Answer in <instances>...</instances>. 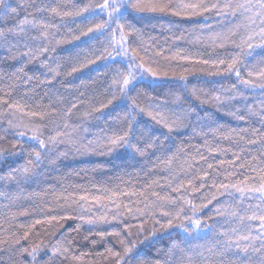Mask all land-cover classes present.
Returning <instances> with one entry per match:
<instances>
[{"label": "snow or ice", "instance_id": "obj_1", "mask_svg": "<svg viewBox=\"0 0 264 264\" xmlns=\"http://www.w3.org/2000/svg\"><path fill=\"white\" fill-rule=\"evenodd\" d=\"M21 11L25 12L22 19L19 18ZM45 13L47 15H44ZM144 13L170 14L188 19L203 16L206 20L209 19V15L206 14H211L221 17V22L226 21L228 17L243 16L247 23L243 25L245 35L240 37L239 42L233 37L237 35L241 25L228 28L226 31L212 32L206 39L197 37L195 41L204 43L213 50L226 48L229 45L239 49L237 52L228 53L227 59L194 58L187 53L181 55L179 51L166 56L163 49L155 51L154 55L167 61L183 60L192 65H208L214 69L209 75L234 74L244 89H251L253 92L260 89L264 94V66L257 71L249 70L247 78L241 74V68L238 67V65L247 67L250 63L247 58L251 57L257 48L264 49V0H97L96 3L74 4L71 9L58 3H48L46 0H16L15 5L11 0H0V17L15 21L6 28H0V48L8 53L4 59L19 62L14 71L7 76L9 82L6 89L0 88V92L4 93L0 96V124H7L6 128L0 130V141L5 140L8 134L21 138L13 140L10 149L0 147V159L21 154H26L28 157L23 165L13 168L5 176H0V180L14 181L19 185L39 175L37 169L41 164L47 162L55 165L60 157L67 155V151L57 150L58 145L61 144L70 145L76 152L99 150L101 155H110L119 148H125L142 158H147L151 150V154L156 157L152 162V170L162 165L160 171L167 173L164 184L152 178L139 191L134 188L119 189L118 187L111 190V194L106 197L76 196L71 193L54 194L52 202L41 211L55 214H46L43 219H35L27 226L19 225L18 227L25 229L22 234L11 231L7 236L0 238V264H72V262L84 264V258L89 253L80 251L77 254L76 238L71 235L72 232L79 233L82 226L80 223L49 244H45L42 240L40 242L29 240L37 225L45 226L44 230L48 231L62 228L64 226L62 222L70 220H78L92 226L112 222L121 225L120 228L111 231L90 229L83 237L86 241L92 235L99 236L102 240L109 236L114 237L119 248L106 246L103 253H96L110 264H134V262L137 264H264V99H261L259 108L245 104L244 110L247 115L241 114L240 108L231 112L235 119L244 121L249 125L248 127L231 129L224 133H220L218 129L214 130V135L229 140L235 145L236 150L212 146L205 139L203 147L210 154L224 155L229 151L232 152L233 159H221L219 166L209 162L199 146H192L195 152L191 154L181 146L175 153L164 158V141L169 138L167 135L161 139L160 136L142 131L136 138L138 142L134 143V125L140 114L149 117L169 134L184 127L186 120L190 122L196 119L199 123L200 119L195 108L180 107L183 103L180 94H176L171 101L172 104L177 105L175 109L164 107L168 103L167 100L141 104L137 96L130 95L135 91V82L138 79H146L144 73L153 80L167 78L171 73L173 78L185 81L184 86L187 88L185 73L192 71L186 67L177 75L175 68L170 65L162 66L159 61L152 59L148 55L147 48L142 49L129 42L131 36L142 40L141 30L135 27L130 17L133 14ZM78 17H83L79 23L87 26L81 29L79 35H73L72 40L88 36L90 43L105 37V42L102 49L95 52L94 58L83 60L77 58L71 64L70 70L61 72L59 63L55 67L50 63L53 59L51 54L56 52L60 44L69 40L67 37L57 38V32L68 18L76 22ZM55 18H59L61 24L54 23ZM97 18H99L98 22H96ZM53 29L56 31H52ZM177 39H183V36ZM117 58L120 60L118 61ZM97 60L108 61L109 64L106 66L126 61V69H116L111 82V98L99 107L93 106L91 111H85L83 115L85 118L99 119L93 117V113L102 112L116 100L129 101L128 111L123 117L126 127L119 132L96 136L85 144L83 136H73V132L80 126L72 125L69 121L73 109L78 106L76 102L65 106L63 110L37 103L36 108L40 110H33L22 105L20 101L11 99L12 91L22 83L28 84L37 80L39 84L51 85L57 77L71 76L88 65L95 64ZM35 62H39L40 68L47 69L43 79L26 71L28 65ZM253 77L255 80L252 79ZM3 79L5 77L0 74V80ZM32 91L34 92L35 88ZM227 91L231 94L219 92L209 96L207 93L202 95L201 90L193 88L191 95L201 105L214 103L217 111L222 104L237 99H247L245 92L236 85H232ZM24 117L29 118L27 122ZM253 117L258 120L259 127L252 126ZM35 119L40 121L48 119L53 125L46 138L43 129L47 125L35 123ZM84 131L87 132V129L85 128ZM25 137L28 141L35 142L40 150L45 151L38 150L34 145L25 147ZM157 151L160 155H156ZM180 153H184L185 159L179 168H175L173 162L180 159ZM243 153H248L250 159ZM225 164L228 167L221 171L220 166ZM237 169L244 171L238 174ZM237 175L240 178H236ZM221 176L223 179H220ZM157 187H166L177 195L173 197L169 192L162 194L155 190ZM204 189L207 191H203ZM103 191L109 190L105 188ZM0 196L10 200L20 198L19 196L9 198L3 192H0ZM122 196H136L142 199L125 203L120 199ZM221 197L225 199L221 200ZM89 201L92 202L91 206ZM141 204L143 207L140 206ZM95 205L106 211L92 212V207ZM210 205L211 215L208 219L223 218L215 220L213 224H208L207 220L200 216V213ZM56 209L61 211L56 212ZM26 214V211L9 213L8 217L14 220L17 215ZM148 224H152L153 227L147 229ZM156 225L159 227H155ZM224 225L229 227L225 229ZM9 227L11 228L12 225ZM2 228L3 223H0V229ZM172 228L180 229L186 234L185 238L172 240L170 246L158 248L155 257L141 260L142 252L138 250V245L149 240V235L146 233L150 232V235L155 237L158 232H166ZM7 231L5 229V232ZM194 232L196 238H201L203 233L206 243L193 245L189 237H192ZM36 234L39 235V229ZM209 234L213 237L211 240L207 239ZM171 235L169 233V236ZM141 236L143 239L140 238ZM23 241H28V245L22 243ZM91 243L94 245L97 241L92 240ZM45 249H47L46 258L41 256V252ZM25 256L29 259L25 260ZM88 264L92 262L89 261Z\"/></svg>", "mask_w": 264, "mask_h": 264}, {"label": "trees", "instance_id": "obj_2", "mask_svg": "<svg viewBox=\"0 0 264 264\" xmlns=\"http://www.w3.org/2000/svg\"><path fill=\"white\" fill-rule=\"evenodd\" d=\"M13 5L16 4V0H11ZM48 3L60 4L71 9L74 4L83 5L87 3H96L97 0H46ZM25 15L24 11L20 12L19 18L22 19ZM44 15H47L45 13ZM209 15V19H205L203 16H197L191 19L172 16L170 14L161 13H144L133 14L130 19L136 28L140 29L143 37L142 40L136 36L129 37V42L140 48H147L148 55L159 61L162 66H171L177 71V75L183 70V68H190L192 71L185 73L187 88H185V81H181L178 78H173L171 73L167 78H161L159 80H153L152 77L144 73L146 79H138L135 82V91L130 95L137 96L141 104L148 103H160L167 100L168 103L164 105L166 109H175L177 105L171 103L176 94H180L183 100L182 105L185 109L191 107L195 108L199 114V123L196 119H192L190 122L185 121V126L173 133H167L166 129H163L160 125H156L149 117L144 114H140L137 117L136 124L134 125L133 142L136 143L137 137L141 132H148L153 136H160L161 139L165 135L169 138L164 141L165 151L164 158L175 153L177 149L183 146L187 153L191 154L195 152V148L192 146H199L200 151L208 157V161L219 166V161L232 160V152L229 151L224 155L210 154L206 148L203 147L205 139H207L212 146H219L221 148L235 149L229 140L221 138L219 135H214V130H219L220 133L227 132L231 129H239L248 127L244 121L235 119L231 112L236 108L241 109V114L247 115L244 110V105H251L259 108L261 99H264V94L260 89H256L254 92L251 89H244L243 85L238 83V80L234 74L221 73L219 75H209L210 71H214L213 68L208 65H192L183 60H164L162 57L154 55V52L160 49L164 50V55L170 56L173 53L179 51L181 55L185 53L192 55L194 58L201 59H227L228 53H234L239 51L235 47L229 45L226 48H212L207 47L204 43H196L197 37L206 39L212 32L226 31L228 28H234L236 25H241L237 30V35L233 37L237 42L242 35H245V29L243 27L247 21L243 16H237L236 18L228 17L226 21L221 22V17ZM83 20V17L76 18V22H73L72 18H68L65 24H62L57 32V38L67 37L69 42L62 43L56 48V52L52 53V61L50 63L53 67L57 63L61 65V72L70 70L71 64L74 60L79 58H94V54L97 50L102 49L105 42V37H100L99 40H93L90 43L88 36H81L79 40H72L73 35H79L81 29L86 28V24L79 23ZM99 18H97L98 22ZM15 21L8 20L0 17V28H6L13 24ZM54 23L61 24L59 18H55ZM52 31H56L53 29ZM183 36V39H177V37ZM8 53L4 49L0 48V74L5 79L0 80V88H5L8 84L7 76L10 72L14 71L19 62L12 59H4ZM46 58V57H45ZM119 61L120 58H117ZM247 60L250 62L247 67L244 65H238L241 68V74L247 78V72L249 70L257 71L260 67L264 66V49L257 48L251 57ZM126 61L123 63H114L113 66H106L109 64L106 60H97L95 64H90L88 67L82 69L79 72L74 73L71 76H59L56 81L51 85L39 84L37 80H33L28 84H20L12 91L11 99L18 100L22 105L33 110H40L36 108L37 103L42 106L51 105L52 108L63 110L65 106H70L71 103L76 102L78 104L76 109H73V114L69 117V121L72 125H79L80 127L73 132V136H83L84 143L93 139L96 136H103L105 134H111L112 132H119L126 127L123 117L128 111L129 101L116 100L107 108H104L102 112L93 113V117H99L94 119L92 117L85 118L83 113L85 111H91L93 106L99 107L102 103H106L111 98L112 87L111 82L113 75L117 68L121 70L126 69ZM203 69V70H201ZM26 71L31 75L40 76V79L44 78V74L47 73V69L40 68L39 62L29 64ZM50 75V74H49ZM139 76V73H137ZM252 79L255 80L253 77ZM257 83L259 81H256ZM236 85L241 91L245 92L247 99H237L227 104L220 105V110L217 111V106L214 103L201 105L198 100L192 97L191 89L195 88L201 90V94L207 93L209 96L224 92L226 95L231 93L227 90ZM35 88L33 92L32 89ZM27 93V94H26ZM3 92H0V96H3ZM26 122L28 117L23 118ZM35 123L46 124L47 127L43 129L45 138L51 132L53 125L49 123V120L40 121L34 120ZM252 126L259 127V122L256 118H252ZM7 124H0V130L6 128ZM87 129V132L84 129ZM195 128V131L193 129ZM54 134V133H53ZM21 139L11 134L6 136V139L0 141V147L5 149L11 148V142L13 140ZM25 147L34 145L38 150L39 146L33 141H28L24 138ZM170 149V151H169ZM58 151H67V155L60 157L55 165H50L47 162L41 164L37 169L39 175L30 178L24 183L16 184L13 182H6L0 180V192L6 193L9 198L19 196V199L10 200L4 196H0V223H3V228L0 229V238L7 236L11 231H18L22 234L24 228L18 227L19 225H30L35 219H43V217L55 213H46L41 211L42 208L46 209L52 202L54 194L63 193L65 195L71 193L73 195H88V196H101L106 197L111 194V190L117 189H135L141 190L147 182L156 178L161 184L165 183L164 177L167 173L160 171V167L153 169V161L156 157L151 154L149 150V156L142 158L132 153L125 148H119L110 155H101L99 150L89 152H76L70 145L61 144L57 147ZM45 151V150H40ZM253 154H256L253 152ZM156 155H160L157 151ZM244 156H250L248 153H243ZM55 156V153H53ZM26 154L19 156H6L5 159H0V176H5L13 168L20 167L27 160ZM185 159L184 153H180V159L173 162V167L179 168ZM239 163V162H237ZM206 166V164H205ZM221 171L227 168L228 165L220 166ZM243 169H237V173H242ZM182 178V177H181ZM236 178H240L237 175ZM220 179H223L221 176ZM107 188L109 191L105 192L103 189ZM98 189H100L98 191ZM156 191L169 192L173 197L177 193L171 192L168 188L155 189ZM151 191V189H149ZM203 191H207L204 189ZM122 201L128 203L130 200L142 199L136 196L120 197ZM225 199L224 197L220 198ZM198 202V201H197ZM215 203V202H214ZM92 202L89 201L91 206ZM143 207V205H140ZM204 209L200 213L202 219L207 220L208 224H213L215 220L223 219L220 217H214L208 219L211 215L210 209ZM27 212L26 215H17L14 220H10L9 213ZM61 209H56V212H60ZM106 209L100 208L99 205L92 207V212L101 213ZM110 215V213H109ZM163 219V218H161ZM125 222H129L125 220ZM136 223L137 221H131ZM63 227L59 229H49L45 231V226L37 225L36 229H33L32 235L29 237L30 241L40 242L41 240L45 244L54 242L61 234H67L69 229L74 228L76 224L80 223L82 226L79 233L72 232L71 235L76 238L75 247L77 254L80 251L89 253L84 258V264H88L89 261L92 264H110L109 261L104 260L102 257L97 256L96 253H103L105 247L115 246L114 237H106L101 239L99 236L92 235L86 241L83 239L88 234L89 230L92 231H111L114 228H120L121 225L112 223H100L95 226L82 223L78 220H70L62 222ZM55 224V222H53ZM9 225H12L10 228ZM152 224L146 225L147 229H151ZM155 227H159L156 225ZM229 225H224L227 229ZM5 229L8 231L5 232ZM39 229V235L36 234ZM55 231V235H53ZM135 231V230H133ZM169 233L172 235L169 236ZM149 235V240L144 244L138 245V250L142 252L141 260L151 259L156 256V250L161 247L170 246L172 240H183L186 236L178 228L168 229L166 232L161 231L156 234L155 237ZM126 235V233H125ZM143 239V236L140 237ZM213 237L208 235L207 239L211 240ZM192 244H205L206 239L196 238V233H193L192 237H189ZM97 241L96 244H92L91 241ZM26 246L28 241H23ZM45 252H41V256L45 257ZM25 260L29 259L27 256ZM72 264H78V262H72ZM137 264V262H134Z\"/></svg>", "mask_w": 264, "mask_h": 264}]
</instances>
